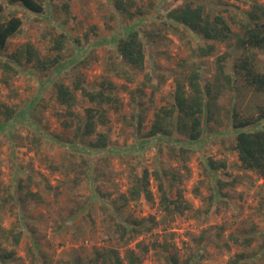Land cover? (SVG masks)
Listing matches in <instances>:
<instances>
[{"label":"rangeland","instance_id":"obj_1","mask_svg":"<svg viewBox=\"0 0 264 264\" xmlns=\"http://www.w3.org/2000/svg\"><path fill=\"white\" fill-rule=\"evenodd\" d=\"M0 1L5 6L1 17L18 14L23 19L21 30L0 50V103L15 110L11 122L5 116L0 120V253L14 251L0 264H111V249L121 257L134 249L140 264H170V252L181 260L192 256L195 264H228L236 253H244L251 264H264V176L241 166L231 129L234 109L247 116L264 100V94L245 85L237 66L243 54L241 24L264 0H40L42 13ZM185 3H203L213 15H224L231 38L216 42L165 24L167 10ZM130 26L142 34L143 71L125 63L112 41ZM61 34L64 46L58 51L53 44ZM27 43L41 57L60 54L52 73L72 89L76 82L91 90L111 82L117 102L100 107L104 121L95 118L97 131L108 134L106 149L90 152L69 145L91 148L95 134L83 137L79 124L83 127L87 108L98 105L79 89L72 107L60 104L50 76L27 62ZM211 44L212 53L200 52ZM18 51L23 54L14 61L12 54ZM224 52L229 53L224 64L232 85L217 76L218 55ZM255 52L256 68L264 71V48ZM6 61L16 71L5 68ZM193 70L211 82L218 96L213 115L204 112L202 137L188 141L182 152L176 141L187 138L176 129L177 111L171 135L148 136L147 131L154 112L174 102L178 81L189 90ZM209 160L226 166L213 170ZM145 169L152 174L156 196L158 172L169 195L176 197L180 189L191 208L170 217L157 200L152 205L143 195L126 203L121 195ZM29 190L41 199L18 202V195ZM134 220L142 232L121 239L117 223ZM10 231L20 233L18 244ZM249 236L256 240L246 245Z\"/></svg>","mask_w":264,"mask_h":264},{"label":"trees","instance_id":"obj_2","mask_svg":"<svg viewBox=\"0 0 264 264\" xmlns=\"http://www.w3.org/2000/svg\"><path fill=\"white\" fill-rule=\"evenodd\" d=\"M10 2L22 3L26 8L31 11L42 13L45 10L43 3L40 0H9ZM4 4L0 1V12L4 9ZM126 9V7H124ZM254 12L249 14V19L245 20L241 24L243 33L238 36V43L243 49V54L240 56L237 66L243 75L245 85L254 89V91L264 94V71L257 70L256 68V52L255 49L264 48V4L255 5ZM165 24L184 26L190 32H194L196 35H201L206 39L216 42H224L231 38L233 30L227 18L221 13L213 15L205 6L200 3L193 5L191 3H185L177 5L173 8H169L167 13L163 17ZM23 19L18 14H11L6 18L0 16V50L7 47L9 39L17 35L21 30ZM64 34H61L55 38L53 48L55 50H61L64 46ZM114 46L117 54L122 57L129 66L143 71L145 68L146 52L143 42L142 34L135 27H126L114 38ZM214 44L207 47H201L200 52L202 54H210L214 51ZM24 51L27 56V62H32L38 69H42L45 75H49L55 86V95L57 101L65 105L67 108L72 107L75 101V89H79L89 101L96 103L98 106L87 108L86 117L80 120L83 121V127L79 124V129H82L81 135L83 137L92 136L95 134V141H90L88 146L71 145L78 150L87 151H102L108 146V134L107 132L97 131L96 129V116L99 120L104 121V112H101L100 107L105 108L106 105H114L117 99L113 97L111 88V82H108V86H101L98 90H91L81 82L75 83V89H72L68 84L63 81L55 80L56 73H52V70L60 62V54L53 57H41L38 50L33 44L27 43L24 47ZM23 51H18L12 54L14 61H20L18 55H22ZM229 56L228 52H224L218 55L217 70L218 78L225 79L230 85H232V75L227 73L224 59ZM3 66L7 69H13L16 71L14 65L9 61L3 63ZM125 71V68L123 67ZM204 82V84H203ZM189 90L185 87L184 83L178 81L176 90L173 93L174 102L171 105H162L154 112L153 121L147 131L148 136H156L158 134L171 135L173 132L172 125L174 124V114L178 112V120L176 129L185 133L187 140L176 141L181 145V151H186V145L189 142L198 141L203 134V122L204 112L207 111L209 117L214 113L212 107L215 106L217 94L212 91L211 82L201 76L198 70H193L188 76ZM108 88V89H107ZM209 98L206 101V98ZM264 99V96H263ZM106 104V105H105ZM14 108L0 103V120L2 116L7 117L6 122L14 118ZM19 113V112H18ZM73 114L72 111H70ZM208 120V119H207ZM251 125L256 127L253 129L248 128ZM9 129V128H8ZM236 137L235 149L238 154L241 166L244 169H249L257 172L259 175L264 176V100L261 103L256 104L254 112H250L247 116L242 115L236 109L233 111L232 128ZM78 135V134H77ZM70 146V147H71ZM208 166L211 169H217L219 166H226L225 163H217V161L209 160ZM155 178L158 180V193L157 196L151 189L152 174L148 169H145L142 175H135L131 180L130 187L127 193H123L121 198L126 203L130 201H136L143 195L150 204H155L156 200L158 207L166 216L173 217L175 214H183L191 207L188 202L184 201L183 192L178 189L176 191V197L172 198L166 188V184L162 180L158 172L154 173ZM1 175V169H0ZM226 183V182H224ZM218 184H222L221 181ZM23 185L19 183L18 191H22ZM37 191L29 190L25 194L18 195V202L24 203L28 199L39 201L41 196ZM15 195H11L14 198ZM40 198V199H39ZM140 224L139 221L134 220L129 223H117L116 230L121 239H124L129 233L139 234L142 232L141 227H137ZM1 226V225H0ZM2 231H5L2 229ZM12 235V241L14 244H18L21 239L20 233L10 231ZM244 244L251 245L256 239L254 236L245 237ZM236 243L238 238L235 239ZM242 243V242H241ZM264 249V244L261 247ZM166 250V246L164 247ZM114 253L115 260L111 264H140L141 257L136 253L134 249H127L125 256L121 257L117 250H110ZM14 255L13 250L0 253V261L3 259L12 258ZM110 256V255H109ZM192 256H189L183 260L180 259L176 252H170L168 260L170 264H195L191 260ZM36 264V263H34ZM228 264H251L249 257L244 253H236L228 260Z\"/></svg>","mask_w":264,"mask_h":264}]
</instances>
